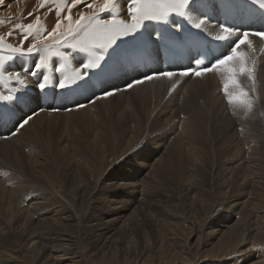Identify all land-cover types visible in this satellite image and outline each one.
<instances>
[{
    "label": "bare ground",
    "instance_id": "1",
    "mask_svg": "<svg viewBox=\"0 0 264 264\" xmlns=\"http://www.w3.org/2000/svg\"><path fill=\"white\" fill-rule=\"evenodd\" d=\"M68 3L70 4V0ZM130 5L131 0H117L114 11L103 13L101 16L103 19H109L114 15L118 19L130 22L127 15ZM216 5L217 0H197L192 15L196 18H204L207 15L210 23L204 31H200L185 20L189 28L212 39L218 31ZM57 6L52 0H3L0 3V35L5 36V44L0 51V55L4 57L0 96L12 97L11 100L0 99V264H127L130 261L128 256L119 254L117 257V249L119 247L120 250L123 248H120L121 244H125L126 250L132 251L137 243L134 241L139 242L134 240L136 234L131 230V224L136 216V219H139L137 211L143 209L150 185L157 187L160 184L161 171L166 172V167H175L177 164L175 162L184 165L182 169L185 174L179 177L188 200V204L184 205L185 209L190 211V206L197 202L203 206L197 196L196 185L200 183L195 171L205 167L209 162L206 158H213L214 154L207 156V145L201 144L204 140H200L201 134L194 120H198L203 114L215 117L216 112L213 108L226 115V111L221 107L222 104L223 106L225 103L230 104L223 92L225 76L220 71L200 76H209L207 79H213L215 85L209 80L189 82L191 81L189 78L197 80L195 75L179 77L189 81L179 85L180 87L177 86L178 89L169 96L164 105L160 102L163 96L157 102L161 90L163 91L160 89L162 85L155 88L152 84L157 79L145 81L128 89L127 84L130 81L142 79L146 74L164 71L153 39L156 21H144L136 34L119 40L116 46L104 53L105 60L101 62V68L89 69L87 76L74 83H66V87L60 89L57 87L58 81L65 77L71 78L74 69L88 61L87 53L74 50L63 43L58 44L50 37L44 40L48 45V51L19 55L8 48L11 44L26 51L32 37L21 45L22 29L16 28V25L35 24L37 16L39 17L37 27L41 28V36L46 37L47 31H51L56 23ZM79 10L85 13L90 11L83 5L79 6ZM66 12L65 8L61 13L62 31L66 30L68 24V21L63 19ZM176 17L175 13H170L168 22L163 23L167 28L174 30ZM77 18V10L73 9V20ZM233 27L238 29L239 33L259 31V25ZM45 29L47 31H44ZM9 32L13 35L8 36ZM235 39L236 37H233L228 42H222V54L228 51ZM248 39L252 41V47L242 45L240 51L247 53L248 67L252 68L264 60V54H260L264 52V40L252 35H249ZM132 51L141 56L140 64L131 57ZM57 52L63 55H56ZM42 56L45 57L44 65L37 69L36 65L40 63ZM16 72L20 73L26 83L9 79V74ZM33 72L36 75H32ZM174 72L179 73L180 70ZM245 75V73L237 75L239 88L233 87L230 92L235 94L242 90L247 93L246 100L251 105L250 109L243 105L234 103L232 105L234 112H238L237 115L241 117L244 116L246 122L240 121L241 123L237 124L236 121L234 129L230 130L231 139L226 138L227 134L225 141L224 137L221 143L216 141L219 143L216 146L222 151L220 158L223 166L218 172L223 187V203L230 212L223 213V216L216 214L211 218L206 215V219L202 217V220H199L193 219L196 214L185 211L184 219L190 222L186 228L179 224L181 222H177L179 215H176L171 207L164 205L170 210L160 207L162 205H159L161 204L159 193L156 194L157 198L153 196L154 200L150 197L152 199L150 201L152 203L154 201L167 214L165 216L171 218L162 216L155 219L156 222L163 223L159 225L160 234L154 235L157 240L160 235L158 245L146 244L144 236L142 239L146 242L136 247V249L142 247L141 254H145L144 257L142 255L143 261L156 253L157 256L146 263L264 264V250H256L257 246L264 247V118L260 116V119L258 116L257 122L262 123L257 126L251 125L252 120H247L256 117L254 111L260 112L259 104H256L260 99V93H264V70L258 75L262 76V80L258 77L254 80L253 76L254 78L249 81V77ZM45 77H48V81L45 90L41 91L38 83L44 82ZM159 79L168 78L161 77L158 81ZM210 86L214 93L209 94L211 96L210 100H207L208 105L201 99L196 104L189 105L188 100H194L200 91H208L206 89ZM162 87L164 88V85ZM117 88L121 91L115 92L113 96L97 99L103 97L105 91H114ZM249 88L251 90H247ZM57 89L63 92L59 103H54L51 99L49 101L42 99L41 92L54 95ZM192 93L194 94L188 97ZM148 95L150 107L147 105L144 108L143 101ZM181 98L184 100L181 101ZM185 101L187 103H184V106L182 103ZM183 107L187 110L194 107L197 112L190 114L195 119L190 115H185L186 118L181 117ZM4 109L8 110L6 119H3L1 114ZM176 111L177 119H173V125L167 123L172 127L166 130L163 122L165 120L167 122L166 118L169 116L175 117ZM220 113L218 115H221ZM25 115H31L32 119L23 129L17 131L16 122ZM170 119L172 121V118ZM62 126L66 128L63 129ZM149 126L159 127L158 130L164 128L166 131L159 132L157 137L153 138L155 141L150 144L152 148L148 149L140 145ZM66 129H69L67 133ZM233 185L235 198L232 197L234 199H228L225 203L224 200L229 191H232ZM90 198L94 199L93 207H90L99 210L89 209V205H92ZM147 202L149 203L148 200ZM86 213L88 217L84 218ZM211 219L214 220L210 226L202 230L204 225L201 222L204 221L205 224ZM83 222L98 227L96 250L89 254V262L74 247L76 228L81 227ZM137 229L138 226L136 232ZM184 229L189 231L186 240L182 239ZM199 229L205 235L204 250L198 259V250L196 253L187 252V257L192 259L191 263L185 262L175 249L169 252L166 250L163 252L161 249L162 245H168V242L178 244V247L181 246L180 242H183L188 247ZM141 231L143 234V228ZM120 232L124 235L123 240H119ZM153 249L155 250L152 251ZM127 252L129 251L125 253ZM185 253L181 252L183 255Z\"/></svg>",
    "mask_w": 264,
    "mask_h": 264
},
{
    "label": "snow or ice",
    "instance_id": "2",
    "mask_svg": "<svg viewBox=\"0 0 264 264\" xmlns=\"http://www.w3.org/2000/svg\"><path fill=\"white\" fill-rule=\"evenodd\" d=\"M3 0H0L2 3ZM58 6L56 8V23L52 27L51 31H47V36H41V28L37 27L39 24V17H36V23H28L27 25H16V28L22 29V38L20 44L23 45L29 37H32V42L27 47L26 51L22 47H17L9 44L8 48L19 55H31L36 52L48 51V45L44 43L47 38H52L58 44L63 43L67 47L80 52L87 53L89 59L86 63L73 71L71 78L65 77L58 81L57 87L64 89L66 83H74L75 81L87 76L89 69H99L102 67L101 62L105 60L104 53L107 50L117 45L118 41L129 36L134 35L142 27L144 21H162L168 22L169 14L175 13L177 16L184 18L191 24L194 29L204 31L210 23V18L207 15L204 18H196L192 15L195 10L194 5L197 0H131V5L127 9V15L130 17V22L124 19H118L114 15L109 19H103L101 14L112 13L117 5V0H52ZM253 3H258L261 8H264V0H253ZM85 6L90 11L85 13L79 10V6ZM43 6V4H42ZM67 9L63 19L68 21L66 30L62 28L61 13ZM73 9L77 10L78 18L73 20ZM179 29V25H175ZM218 31L212 37L217 42H228L233 37H236L235 41L231 44L226 53L208 61H202L200 59L195 60L196 67L188 68L180 71L179 73L174 71H159L151 74H146L142 79H135L127 84V88L131 89L137 84H142L145 81H151L158 78L173 77H190L195 75L197 77L203 76L213 71H220L224 74L225 79L223 81V92L230 104L243 105L246 108L251 107L250 103L246 100L247 93L241 91L232 94L230 88H239L237 83V75L240 73H247L249 79L252 78V68L248 67L247 53L240 51L242 45L252 47V41L248 39L250 33L245 31L239 33V30L231 25L225 23H218ZM35 29V35L33 30ZM8 36H12L13 33H7ZM251 35L258 36L264 40V31H258L251 33ZM5 44V36L0 35V51L3 50ZM100 50L99 52L95 50ZM56 55H63L57 52ZM67 59V57H64ZM45 62V57H41V61L36 65L37 69H40ZM63 67V65H62ZM4 57L0 55V80L3 79ZM61 71V69H56ZM32 75H36L35 72ZM9 79H15L19 83H26L20 76L19 72L10 73ZM48 77L44 78V82L38 83V88L44 91ZM175 87V82L173 84ZM121 91L117 88L114 91H105L103 97L107 98L113 96L115 92ZM0 99L11 100L12 97H2ZM32 119L31 115H25L16 122V130L23 129L25 125Z\"/></svg>",
    "mask_w": 264,
    "mask_h": 264
},
{
    "label": "rangeland",
    "instance_id": "3",
    "mask_svg": "<svg viewBox=\"0 0 264 264\" xmlns=\"http://www.w3.org/2000/svg\"><path fill=\"white\" fill-rule=\"evenodd\" d=\"M260 54H264V52H262V53H260ZM262 64V65H261ZM261 67V69H259ZM252 68H254V69H252V78H254V80H257L258 78L259 79H263L262 78V76L261 77H259L258 75L260 74V71L261 70H264V60H263V62L262 63H260V64H256V65H254ZM258 68V69H257ZM254 70V71H253ZM254 72V73H253ZM257 73V74H256ZM247 76H248V74L247 73H245ZM245 75V76H246ZM257 75V76H256ZM246 76V77H247ZM254 76V77H253ZM207 77L209 78V76H206V77H197V80L195 79V78H193V80H192V78H189V80H191V81H189V80H185V79H181V78H179V77H175V78H171V79H159V81H161V82H159L158 81V79L155 81V82H153L152 84H153V86L156 88V87H160V85H164V88L161 86L160 87V89L162 88L163 89V91L161 90V95H159L160 97H158V99H157V102L160 100V98L162 99V96H163V99H162V101L160 100V102H161V105H164L165 103H166V100L169 98V96L171 95V94H173L174 93V91L176 90V89H178V87H180L182 84H184V82H187V81H189V82H193V81H197V82H202V81H204V80H209V81H211V82H213L214 83V85H215V81L213 80V79H207ZM258 77V78H257ZM204 78V79H203ZM248 78V77H247ZM252 78L251 79H249V81L250 80H252ZM200 79V80H199ZM166 80L168 81L167 83H166ZM171 80H172V83H171ZM158 81V82H157ZM165 81V82H164ZM174 82H175V87H173V84H174ZM259 82V81H258ZM159 86H158V85ZM165 84H166V86H165ZM170 84V85H169ZM180 85V86H179ZM178 86V87H177ZM165 88L167 89V90H165ZM174 88V89H173ZM152 89V88H151ZM173 89V90H172ZM233 90V88H230V91H232ZM243 89V88H242ZM165 90V91H164ZM206 90H208V91H200V94L198 93L196 96H195V98H194V100L192 99V100H188L190 103H189V105H194V104H196L200 99H201V101H203V103H206L207 105H208V102H207V100L209 99L210 100V96L211 95H209V94H213L214 93V89L212 90V87L210 86V87H208V89H206ZM247 90H251L250 88L249 89H247ZM149 91V90H148ZM211 91H213L212 93H211ZM151 94V93H150ZM194 93H192V94H190L188 97H190L191 95H193ZM208 94V95H207ZM146 98H145V100L143 101V106H144V108H146L147 107V105L150 107V95H148V97L147 96H145ZM205 97H207V99H205ZM259 100H258V102H257V104L256 105H258V109L260 110V112L259 111H254L253 112V114L256 116L255 118H254V116L253 117H250V118H248L247 120L249 121H251L252 120V122H251V125L252 124H255L256 126L258 125V124H260V123H262L261 121H259V123L257 122L258 120H259V118H260V116H262L261 118H264V93H260V95H259ZM132 99H135V98H133L132 97ZM146 99H147V102H146ZM186 99H188L187 97H186ZM181 101H183L184 99L183 98H181L180 99ZM179 100V101H180ZM152 101H153V99H152ZM181 101H180V103H181ZM145 102H146V105H145ZM192 102V103H191ZM227 102V101H226ZM184 103H187V101H185V102H183L182 104L185 106V104ZM256 103V102H255ZM181 104V105H182ZM260 104L261 105H263L262 107L260 106ZM226 105H227V103H225V107L223 106V104L221 105V107H222V109H224L225 111H226V115H225V113L224 112H222L224 115H222L216 108H213V110L216 112V116L215 117H212V116H210L209 114H203V115H200V117H199V119L197 120H194L195 122H194V124L196 125V127H197V130L199 131V133L201 134V136H199V138H200V140L202 139V140H204V142L202 141V143L201 144H206L207 145V148H206V151H207V149H208V155L207 156H210L211 154H214L213 155V158H206V159H209V162L206 164V166L205 167H203L202 169H200V170H197V171H195V175L197 176L196 178L198 179V182L200 183V184H197L196 186L198 187L197 189H196V191H197V196H198V198H199V201L203 204V206L199 203V202H197V203H195V204H193V205H191L190 206V211H187V209H185V206L188 204V200H187V196H186V194H185V192H184V190H183V186H182V184L180 183V180H181V176H183V173L185 172L184 171V169H182L183 167H184V165H183V163H178V162H175V164L176 165H178V166H176L175 165V167H166V169H167V171L166 172H162L161 171V177H160V184L156 187V186H151L150 185V187L151 188H149L148 189V191H147V193H149L148 195H147V193H145L147 196H146V198H147V200L149 201V203L147 202V200H146V198H145V200H146V202H145V204H144V206H143V209L142 210H139V211H137L138 212V216H139V219L137 220L136 218H137V216L134 218V220L138 223H135V221L131 224V230H134V232L133 233H135L134 235H135V237H134V240L136 239V240H139V242L138 241H134L135 243H136V246H131V247H133L132 248V251H130V249H128V250H126V245L124 244H121V246H120V248L121 247H123V248H125V250L126 251H129L130 252V254H129V252H127V253H125L126 251L123 249V248H121L120 250H119V247H118V249H117V257L119 256V254L121 255V254H125V256L127 255L128 257V260H130L127 264H135V262H137L138 263V261H139V263L138 264H144V262H145V264H149V263H146V261L148 260V262H150V260H152V258H154V257H156L157 255H156V253H152L154 256L153 257H149V258H147L146 259V261H143V258H142V255L143 254H141V253H143V249H142V247H139V248H137L136 249V247H138V245L139 246H142L143 245V242H146V244H150L151 243V245L150 246H155L154 244H156V245H158L159 244V241H160V239H159V237H160V235H159V237H157L158 238V240L157 239H155L156 238V236H158V234H160L159 233V229H160V226H161V224H163L162 222H156V218L157 217H160V218H162V216H163V218L165 217V218H171V217H167V216H165V215H167L161 208H163V209H167L166 208V206H168V207H171V210H174L173 212L174 213H176V215H179V217H177L178 218V221L177 222H181V223H179L181 226H184V227H186L187 228V226H189V224H190V222L188 223L185 219H184V216H186V213L187 212H191L192 214L194 213V218L193 219H199V220H202V217H203V219H206V215H207V217L209 218H211V217H215V215L217 214V215H220V216H223V213H227V212H230V211H227V206L223 203V187H222V185H221V182L219 181V179H220V168L223 166L222 164H223V161H222V159L220 158V155H222L221 153H222V151H221V148L220 147H217L216 145L217 144H219V143H221L222 142V137H224V140L223 141H225V136H226V138H228V139H231V131L234 129L233 128V126H234V124L236 123V121H237V124H239L238 122H242V121H244V122H246V119L244 120L243 118H244V116L243 117H241L240 115H237V113H236V111L234 112V110L232 109V105L233 104H228L227 105V107H226ZM229 106V107H228ZM224 107V108H223ZM231 107V108H230ZM185 107H183V109H182V113H180V116L181 117H185L186 118V116L187 115H190L191 117H193L194 118V116L192 115V114H190V112H193V113H195V112H197L195 109H194V107H191L189 110H187L186 108L184 109ZM181 109H180V111H181ZM228 109H229V111H228ZM212 110V112H214ZM221 110V109H220ZM262 110V111H261ZM217 111H218V113H220L221 115H218V113H217ZM177 112L178 111H176L174 114H175V117H173V116H169L170 118H172V121H170L171 119L169 118H166L167 119V122H166V120L163 122V127L167 130L168 128H170V127H172V125L174 124V120L175 119H177ZM256 112V113H255ZM261 112H263L262 114H261ZM258 113L260 114V115H258ZM215 114V113H214ZM186 115V116H185ZM232 115V116H231ZM234 115V116H233ZM258 116H259V118H258ZM246 118V117H245ZM260 118V119H261ZM174 119V120H173ZM195 119V118H194ZM218 119V120H217ZM255 119V120H254ZM169 121V122H168ZM255 121H256V123H255ZM166 122V123H165ZM201 122V123H200ZM218 122H219V124H218ZM240 122V123H241ZM167 123H169V124H172L171 126L169 125V124H167ZM168 125V126H167ZM222 127V128H221ZM231 127V128H230ZM62 128L63 129H65L66 128V126H62ZM157 128V129H156ZM158 128L159 127H152L151 128V126H149L148 128H147V130H146V133H145V136H144V138H143V140L141 141V145H140V147H148V149H149V147L150 148H152V146L150 145L152 142H154L155 140V137H157L156 135L159 133V132H165L166 130L164 129V128H160L161 130H158ZM207 128V129H206ZM224 128V129H223ZM215 129V130H214ZM231 130V131H230ZM69 131V129H66V133ZM230 133V134H229ZM230 135V136H229ZM221 136V137H220ZM229 136V137H228ZM198 137V136H197ZM196 137V138H197ZM154 138V139H153ZM198 138V139H199ZM221 138V140H219ZM228 139H226V140H228ZM216 141H219V143L217 142L216 143ZM264 154V153H263ZM264 159V158H263ZM220 161H222V162H220ZM179 164H181L180 166H179ZM183 165V166H182ZM217 166L219 167V168H217ZM181 167V168H180ZM179 169V170H178ZM182 170V173H180V171ZM217 169V170H216ZM219 171V172H218ZM215 173V174H214ZM182 174V175H181ZM185 174V173H184ZM180 176V177H179ZM180 178V179H179ZM234 179V178H233ZM215 180V181H214ZM219 182V183H218ZM178 183V184H177ZM214 183V184H213ZM218 184L220 185V186H218ZM177 185V186H176ZM182 186V187H181ZM208 186V187H207ZM233 187V188H232ZM231 187V189H232V191L230 190L229 191V194L226 196V199L224 200V202L226 203V201H228V199H234L235 198V188H234V185ZM219 188V189H218ZM151 189V190H150ZM150 190V191H149ZM154 192H153V191ZM220 191V192H219ZM164 192H166V193H164ZM158 193H159V195H158ZM161 193V194H160ZM230 193H231V195H230ZM233 193V194H232ZM156 194L159 196H156ZM163 194V195H162ZM202 194V195H201ZM221 194H222V196H221ZM162 195V196H161ZM167 195V196H166ZM206 195V196H205ZM215 195V196H214ZM158 197V198H160L159 199V201H160V203L161 204H159V205H162V206H158L157 204H155L154 203V201H153V203L150 201V200H154V197ZM165 198H164V197ZM177 196V197H176ZM182 196V197H181ZM204 196V197H203ZM221 196V197H220ZM152 199H151V198ZM168 197V198H167ZM232 197H234V198H232ZM94 198V197H93ZM167 198V199H166ZM91 199V198H90ZM173 199V200H172ZM94 200V199H93ZM93 200L91 199V202H92V205H89V207L90 206H92L93 207ZM164 200H166V201H164ZM176 200V201H175ZM169 202V203H168ZM184 203V204H183ZM155 204V205H154ZM216 204V205H215ZM153 205V206H152ZM157 205V206H156ZM164 205H166L165 207H164ZM171 205V206H170ZM185 205V206H184ZM200 205V206H199ZM214 206V207H213ZM225 206V207H224ZM92 207H90L89 209H92ZM146 209H145V208ZM154 207V208H153ZM95 209L96 210H99L98 208H95L94 207V209H92L93 211H95ZM152 211H151V210ZM226 209V210H225ZM264 209V208H263ZM92 210H90L91 212H92ZM156 210V211H155ZM167 210H170L169 208L167 209ZM177 210V211H176ZM88 211V210H87ZM89 211V213L91 214V212ZM176 211V212H175ZM186 211V213H184ZM147 212V213H146ZM152 212V213H151ZM190 213V214H191ZM206 213V214H205ZM142 214V215H141ZM151 214V215H150ZM153 214V215H152ZM164 214V215H163ZM191 214V215H192ZM211 214V215H210ZM88 213H86V217H84V218H87L88 216ZM184 215V216H183ZM209 215V216H208ZM180 217H182L181 219H180ZM196 217H198V218H196ZM141 218V219H140ZM182 219H184V220H182ZM141 220V221H140ZM187 220H189L190 221V219H187ZM214 219H211V221L210 220H208L207 221V223H205L204 224V221L203 222H201V223H203V225L204 226H202L203 228H201L202 230H204V227H209L210 226V223L213 221ZM186 221V222H185ZM86 222V221H85ZM142 222V223H141ZM84 223V222H83ZM82 223V225H81V227H79V228H76V231H75V233H76V238H75V245H74V247H76L75 249H76V251H78L79 253H82L84 256H85V258L87 259V262H89V254L92 252V251H94V250H96L95 248H96V246H97V240H98V227L96 226V225H90L89 223L88 224H83ZM187 223V224H186ZM135 224H137L136 226H135ZM183 224H185V225H183ZM84 225V226H83ZM160 225V226H159ZM135 226V227H134ZM137 226H138V229H137V232H136V228H137ZM141 226V227H140ZM145 227V228H144ZM158 227V228H157ZM96 228H97V230H96ZM142 228H143V234H142ZM92 229H93V231H92ZM144 229H146V231L148 232H146ZM181 228H179V230H180ZM183 229V228H182ZM181 229V230H182ZM201 229H199V232H196V235H195V237L193 238V240H192V242L194 243H192L191 242V244L187 247L186 245H184V243L183 242H180L181 243V246L179 245V247H178V244H173V243H170L169 244V242L167 243L168 245H166V244H163L162 245V250H163V252L166 250V252H169V250H172V249H175V251L177 252V251H179L178 253H180V255L185 259V262L187 261V263H191L192 261V259H189V257H187V252H197V250H198V256H197V259L198 258H200L201 256V253H203L202 251L204 250V242L206 241L205 240V235H204V233L202 232V230ZM150 230V231H149ZM139 231V232H138ZM156 231V232H155ZM94 232V233H93ZM144 232H145V234H144ZM156 234H155V233ZM184 232L185 233H183V235H184V237H182V239L183 240H186L187 238H188V236H189V231H186L185 229H184ZM82 233V234H81ZM95 233H97V234H95ZM139 233H140V235H139ZM158 233V234H157ZM202 233V234H201ZM86 234V235H85ZM149 236H148V235ZM192 234H194V232H192ZM154 235H156V236H154ZM140 236H142V237H140ZM145 236V237H144ZM146 236H148L147 238H146ZM187 236V237H186ZM199 236V237H198ZM120 238H119V240L120 239H122L123 240V237H124V235L123 234H121V232H120V236H119ZM140 237V238H139ZM144 237V239L146 240H144V239H142ZM245 237V236H244ZM197 238V239H196ZM153 239H154V241H153ZM142 240H144V241H142ZM148 240H149V242H148ZM151 240V241H150ZM183 240H181V241H183ZM199 240V241H198ZM168 241V240H167ZM170 241V240H169ZM142 242V243H141ZM198 242V243H197ZM139 243V244H138ZM183 243V244H182ZM184 245V246H183ZM200 247H198V246ZM166 246V247H165ZM186 246V247H185ZM195 246V247H194ZM174 247V248H173ZM183 247V248H182ZM258 247V248H257ZM256 247V250H264V247H259V246H257ZM135 248V249H134ZM141 248V249H140ZM185 248V249H184ZM187 248H189V250L187 249ZM190 248H193V249H190ZM134 249V250H133ZM178 249V250H177ZM184 249V250H183ZM119 250V251H118ZM140 250V251H139ZM155 249H153L152 251H154ZM193 250V251H192ZM125 251V252H124ZM120 252V253H119ZM140 252V253H139ZM181 252H186L184 255L183 254H181ZM136 253V254H135ZM177 253V254H178ZM129 254V255H128ZM135 254V255H134ZM141 254V256H139ZM151 254V255H152ZM131 255V256H130ZM135 256V259H133V256ZM145 256V254L143 255V257ZM203 256V255H202ZM131 259H130V258ZM140 258V259H139ZM215 260H217V259H215ZM135 261V262H134ZM184 261V260H183ZM191 261V262H190ZM131 262V263H130ZM136 263V264H137ZM212 263V262H211ZM150 264H153V263H150Z\"/></svg>",
    "mask_w": 264,
    "mask_h": 264
}]
</instances>
